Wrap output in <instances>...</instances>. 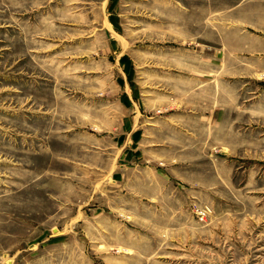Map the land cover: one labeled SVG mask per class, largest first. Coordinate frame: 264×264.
<instances>
[{
  "label": "rangeland",
  "instance_id": "1",
  "mask_svg": "<svg viewBox=\"0 0 264 264\" xmlns=\"http://www.w3.org/2000/svg\"><path fill=\"white\" fill-rule=\"evenodd\" d=\"M0 264H264V0H0Z\"/></svg>",
  "mask_w": 264,
  "mask_h": 264
}]
</instances>
